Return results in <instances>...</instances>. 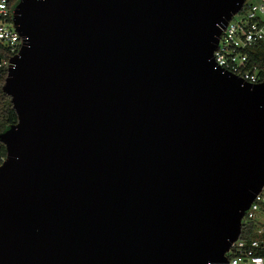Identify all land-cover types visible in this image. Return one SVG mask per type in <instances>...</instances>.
Listing matches in <instances>:
<instances>
[{
  "label": "water",
  "instance_id": "95a60500",
  "mask_svg": "<svg viewBox=\"0 0 264 264\" xmlns=\"http://www.w3.org/2000/svg\"><path fill=\"white\" fill-rule=\"evenodd\" d=\"M246 0H19L0 264H229L264 186V81L215 66Z\"/></svg>",
  "mask_w": 264,
  "mask_h": 264
},
{
  "label": "built area",
  "instance_id": "2783aa9c",
  "mask_svg": "<svg viewBox=\"0 0 264 264\" xmlns=\"http://www.w3.org/2000/svg\"><path fill=\"white\" fill-rule=\"evenodd\" d=\"M18 1L0 0V51L3 52L0 55V74L7 70L9 58L18 52L21 45V38L12 22L13 9ZM245 3V11L232 15L227 22L213 51V60L216 67L254 84L260 82V70L256 63L250 61L248 51H253L258 44L264 45V0H246ZM263 204L264 186L255 195L242 221L254 219ZM259 246L257 239L247 242L238 238L227 252L229 264H263L264 258L254 254V248Z\"/></svg>",
  "mask_w": 264,
  "mask_h": 264
},
{
  "label": "trees",
  "instance_id": "16d2710c",
  "mask_svg": "<svg viewBox=\"0 0 264 264\" xmlns=\"http://www.w3.org/2000/svg\"><path fill=\"white\" fill-rule=\"evenodd\" d=\"M245 8L246 3L243 5L242 12L245 11ZM248 53L250 61L256 63L260 70V81H264V45L258 44L253 51L249 50ZM0 55H3L2 51H0ZM5 57L9 58L7 55ZM5 76L6 69L0 74V132L17 121V115L10 101V96L4 93L1 88ZM5 155V146L0 142V163L5 158ZM261 209L264 211V204ZM260 225L257 217L242 221L239 239L246 240L247 242L257 239L261 246L254 248V254L264 258V230H260ZM229 257H231V255H229Z\"/></svg>",
  "mask_w": 264,
  "mask_h": 264
},
{
  "label": "crops",
  "instance_id": "0c3cea01",
  "mask_svg": "<svg viewBox=\"0 0 264 264\" xmlns=\"http://www.w3.org/2000/svg\"><path fill=\"white\" fill-rule=\"evenodd\" d=\"M257 219H258V222L261 224L260 225V230L263 229V225H262V222L264 221V211H262V209L258 212L257 214ZM240 264H251V263H240ZM264 264V263H263Z\"/></svg>",
  "mask_w": 264,
  "mask_h": 264
},
{
  "label": "rangeland",
  "instance_id": "374dc122",
  "mask_svg": "<svg viewBox=\"0 0 264 264\" xmlns=\"http://www.w3.org/2000/svg\"><path fill=\"white\" fill-rule=\"evenodd\" d=\"M233 19H235V17H234ZM262 225H263V230H264V221L262 222ZM261 230H262V229H261Z\"/></svg>",
  "mask_w": 264,
  "mask_h": 264
}]
</instances>
